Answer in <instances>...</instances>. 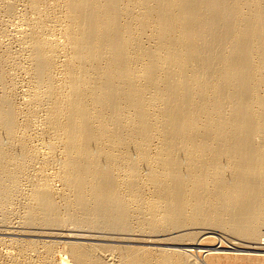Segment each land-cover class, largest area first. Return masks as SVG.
Listing matches in <instances>:
<instances>
[{
  "label": "bare ground",
  "instance_id": "6f19581e",
  "mask_svg": "<svg viewBox=\"0 0 264 264\" xmlns=\"http://www.w3.org/2000/svg\"><path fill=\"white\" fill-rule=\"evenodd\" d=\"M217 231L238 256L179 245ZM0 234V264L264 262V0H0Z\"/></svg>",
  "mask_w": 264,
  "mask_h": 264
},
{
  "label": "rangeland",
  "instance_id": "374dc122",
  "mask_svg": "<svg viewBox=\"0 0 264 264\" xmlns=\"http://www.w3.org/2000/svg\"><path fill=\"white\" fill-rule=\"evenodd\" d=\"M18 226V225H17ZM20 230H22V228L20 229ZM20 230H18L19 232H20ZM19 232H15L12 236L11 235H6V234H4L3 236L5 237L4 239H9V237H11L10 239H13L14 238V240H15V237H16V235H17V239L16 240H18L19 238H21V239H31L32 241H36V239H37V241L40 239L41 241H43V242H46V240H47V242H53L54 240V244H56L55 246H56V250L57 251H61V249H62V251H64L65 249H66V247H67V245H66V243H68V242H66V241H71V239H68V240H62L61 238L59 239L58 237H55V239H53L54 237L53 236H51L50 234V237H51V239H50V237H49V235L47 236V235H45V236H47V238L48 239H46V237H31V236H26V237H24V235H27V234H24V233H22L23 231H21V235H22V237H21V235L20 234H18ZM222 232H224V234L223 233H221L220 231H217V233L216 234H213V235H208V236H205V237H201L202 239H201V241H203V242H201V241H199V242H201V243H199V244H201V245H199V246H197V247H194V248H189V247H187V246H184L185 244H184V242L185 241H182V243H179V245L181 246H183V248L182 249H185V250H189V249H195V250H192L193 252H191L193 255H194V257H196V258H194L195 260H199V261H203V260H205V261H207V262H209V258L210 257H208V253L209 254H214V252H215V250L214 251H207L208 250V248L210 249L211 247L213 248V246L214 247H216V244H217V246L220 244L219 242H221V241H223V244H224V246L223 247H225V249H227V250H224V252L226 251V253H224L223 251H221V254L223 253L224 255H223V257H233V256H238L237 254H240V253H238L237 251H234V250H228V248H229V241L231 242H234V241H237V242H234V243H238V241L239 240H237L236 238H234V237H231L230 236V234L229 233H227V232H225V231H222ZM226 234V235H225ZM219 235L221 236V237H219ZM3 236H2V234H0V239H3ZM7 236V237H6ZM212 236V237H211ZM2 237V238H1ZM53 237V238H52ZM223 237V238H222ZM3 239V240H4ZM9 239V240H10ZM56 239H58L57 241H56ZM232 239V240H231ZM39 240V241H40ZM50 240V241H49ZM72 240H74V239H72ZM105 240L106 239H102L101 241H81V240H75V241H77V242H83V243H85V242H87V243H93V244H98V245H101V244H105L106 242H105ZM8 241V240H7ZM63 241V242H62ZM104 241V242H103ZM108 241V243H106L107 245H115V246H117V242H115V244H114V242H112V241H110L109 239L107 240ZM210 241H211V243H210ZM209 242V243H208ZM6 243V245H3L2 247H0V249H2V251H4V250H13V249H11V248H8L9 247V245H10V243L9 242H5ZM111 243V244H110ZM121 243L123 244V246H130V245H132V247L133 246H140V247H144L145 245V247L146 248H149V247H151V244H149V246L147 245V244H144V243H141L140 241L139 242H133L132 244H128V243H124V242H119V244L121 245ZM239 243H241L240 241H239ZM65 244V245H64ZM105 244V245H106ZM118 244V245H119ZM143 244H144V246H143ZM222 244V245H223ZM208 245V246H207ZM12 246H14V245H10V247H12ZM58 246V247H57ZM122 246V245H121ZM210 246V247H209ZM6 247V249H4V248ZM64 249H63V248ZM152 247H153V245H152ZM168 246H165V247H155V245H154V248H158V249H161V248H163V249H165V248H167ZM200 247H201V249H200ZM208 247V248H207ZM181 248H179V249H181ZM187 248V249H186ZM203 249V250H202ZM206 249V250H205ZM200 250V251H199ZM205 250V251H204ZM201 253V254H200ZM217 253V252H216ZM220 253V252H219ZM242 254V253H241ZM259 254V253H258ZM205 255V256H204ZM218 255V254H217ZM225 255H227V256H225ZM204 256V257H203ZM244 256H242L241 257V259H231V260H229V259H221V260H218V261H216V262H218V263H214V264H252V261L250 262V261H248V260H245V259H242ZM19 258V260H23L22 258L23 257H18ZM264 258V257H263ZM262 261H264V259L262 260ZM255 264V263H254ZM258 264H264V262H262V263H258Z\"/></svg>",
  "mask_w": 264,
  "mask_h": 264
}]
</instances>
